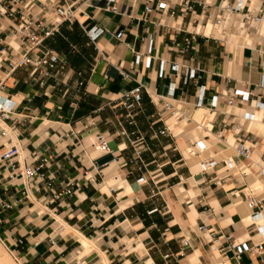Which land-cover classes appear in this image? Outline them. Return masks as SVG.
I'll return each instance as SVG.
<instances>
[{
	"label": "crops",
	"instance_id": "crops-1",
	"mask_svg": "<svg viewBox=\"0 0 264 264\" xmlns=\"http://www.w3.org/2000/svg\"><path fill=\"white\" fill-rule=\"evenodd\" d=\"M55 1L76 7L44 42L66 61L58 83L12 69L20 14H0V96L12 105L0 153L21 150L14 166L0 158V264H264V208L247 204L264 203V0H23L48 21ZM140 84L141 104L122 106ZM236 90L249 100L228 104ZM166 100L186 126L168 122ZM239 142L254 146L246 175ZM210 156L220 165L203 174ZM44 161L28 185L20 171ZM234 241L251 248L238 258Z\"/></svg>",
	"mask_w": 264,
	"mask_h": 264
},
{
	"label": "built area",
	"instance_id": "built-area-1",
	"mask_svg": "<svg viewBox=\"0 0 264 264\" xmlns=\"http://www.w3.org/2000/svg\"><path fill=\"white\" fill-rule=\"evenodd\" d=\"M32 5H28V3H24L23 0H0V14L7 15L9 17H14L16 14H20V21L15 27L16 33L19 35L24 45V52L21 53L14 61L10 63L12 69H16L20 66H31L32 74L39 75L41 79V83L45 84L49 79L54 80L55 82L62 81L67 73V65L66 61L62 56L53 48L45 46L44 42L46 39L51 37L55 32L59 31L60 26L66 21H73L76 18V7L74 6V2L70 4H61L58 1H55L54 4L51 5L53 18L51 20H47L46 18H40L39 16H34L30 12L27 11ZM166 6L165 3H160V7L164 8ZM191 8V6H189ZM243 8V0H240L236 7H229L228 10H240ZM256 21L260 20V17L255 18ZM121 36L122 33H119L118 36ZM178 66L174 64V68ZM195 71L189 74V77H194ZM143 85L140 84L130 92L124 94L120 98V104L127 109H132L135 106H138L142 102V89ZM234 97H239L241 100L246 101L250 98V92L244 90H236L233 97L228 98V104L234 103ZM202 104V95L199 97L198 105ZM259 106L264 108V101L257 103ZM11 101L6 97L0 96V115L5 117L9 110L11 109ZM164 107L166 110H169L172 115L175 114L176 106L169 100H166L164 103ZM183 116V113L178 115V118ZM264 119V113H263ZM210 122V120H209ZM204 126V125H203ZM207 128L208 126H204ZM167 128L160 130V133L165 134ZM2 134L6 135L8 132L7 129H2ZM135 132H132L134 134ZM144 136L139 134L134 141V144L137 142L143 141ZM97 148L101 152H109L111 150L109 142L103 132H98L95 136ZM200 148L203 150L205 148L204 145L200 144ZM235 154L236 157L240 160L241 165L239 169L241 170L243 175L248 173V164L247 161H251L254 152V146L250 144H246L245 142H239L235 145ZM140 153L137 152L136 158H140ZM21 155V150L18 145H12L7 148L5 151L0 153V158L3 161L8 163H12L14 166V158L16 156ZM264 159V156H263ZM47 161L40 163L38 165H34L31 163H27L23 169L20 171L22 178L25 179L28 185L36 184L40 179L44 177V174L41 173L42 167L45 165ZM220 165V160L215 156H210L208 158H204L200 161V170L203 174H208L215 171ZM224 165L231 169L238 164L233 159H228L224 161ZM15 168H13L14 170ZM27 189H23L22 193L24 195L27 194ZM73 192L71 187L65 189L64 193L71 194ZM247 204L250 208L254 209L259 207L260 209L254 211V215L260 213V210L263 209L264 203L261 200H257L255 196L249 194L247 197ZM158 208L155 207L149 211V213H153L157 211ZM202 230H205V226H201ZM229 248L235 252L236 257L241 258L243 252L250 250V245L247 242H232L229 245ZM258 249H261L262 246L257 245ZM165 259L168 261L172 257V254H166ZM169 264H173V262L169 261Z\"/></svg>",
	"mask_w": 264,
	"mask_h": 264
},
{
	"label": "rangeland",
	"instance_id": "rangeland-1",
	"mask_svg": "<svg viewBox=\"0 0 264 264\" xmlns=\"http://www.w3.org/2000/svg\"><path fill=\"white\" fill-rule=\"evenodd\" d=\"M171 116H172V113L168 110L167 113L165 114V117L168 118V122H170L171 125L176 126V123H178L179 126L183 127L185 124H184V121H181V118L180 119H177V118H174L172 117L171 119ZM183 120V118H182ZM196 123L195 122H192L191 124L187 125V126H192V125H195ZM186 126V125H185Z\"/></svg>",
	"mask_w": 264,
	"mask_h": 264
}]
</instances>
